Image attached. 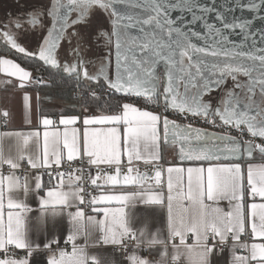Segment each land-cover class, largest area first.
<instances>
[{
    "label": "snow or ice",
    "instance_id": "6c2138e0",
    "mask_svg": "<svg viewBox=\"0 0 264 264\" xmlns=\"http://www.w3.org/2000/svg\"><path fill=\"white\" fill-rule=\"evenodd\" d=\"M239 6L255 14L264 12V0H247ZM96 8L110 18L111 33L101 32V35L114 45V79L108 74L112 63L108 57L95 74L84 67L79 47L73 49L76 62L61 64L57 59V50L67 29L82 23ZM74 12L78 15L70 20ZM174 12L181 15L174 16ZM213 12L220 26L208 21V14ZM42 15L43 12L30 14L26 23L33 28L43 26ZM47 15L52 23L36 52H29L18 43L13 29L23 28L19 19L0 27V43L27 57H36L77 81L103 79L115 93L143 97L157 104L162 100L165 111L200 116L216 127L220 126L216 124L218 119L223 126L235 129L241 136L246 132L253 139L242 141L228 133L181 125L132 103H123L116 114L84 117L82 131L69 127L77 124L80 117L62 116L59 124L65 126L63 131H49L56 122L44 117L40 120L42 133L39 130L0 132V264H30L33 253L41 250L30 239L28 214L33 208L26 203L30 191L37 194L38 226L45 225L49 217L66 214L68 218L69 234L65 243L71 245V251L60 248L52 252L47 264H100L96 256H89L87 252L89 228L100 232L93 246L112 245L127 251L125 241H134V250L126 257L130 264H169V260L171 264H179L182 257L187 264H210L212 253L222 252V246L229 239L233 242L231 264H264V202L249 205L245 200L247 194L253 200L259 197L264 201V164L248 163L245 177L240 162L216 163L222 159L251 158L254 151L264 156V143H255L257 138L264 140V47H257L253 21L229 20L224 12L201 4L200 0H51ZM259 18L264 20V15ZM197 23L203 26V32L193 27ZM225 30L244 33L245 41L253 40L251 47H237ZM261 39L264 40V32ZM160 68L164 73L163 88ZM0 72L17 77L20 87L32 82L31 72L12 59L0 57ZM229 79L232 87L222 90L215 105L211 100H204L205 95L221 89ZM35 82L43 83L42 80ZM24 101L30 123L27 94ZM3 115L7 117L8 113ZM5 138L15 140V155H5ZM33 141L38 149L36 154L28 152ZM162 143L178 145L181 162H208V166L165 168L158 163L162 159ZM76 161L86 164L88 169H96L95 176L89 173L87 180L98 189L121 185L133 186L135 190L88 194L90 199L86 201L85 169L73 171L70 167ZM137 161L157 162L154 175L141 173L133 166ZM25 162L33 170H51L53 166L58 169L62 165L69 170L57 171L55 176L48 171V183L52 186L46 188L45 195H40L45 189L41 175L32 178L33 188L27 174H16ZM5 165L9 169L7 174ZM102 168L114 169V174L103 173ZM54 180L58 183L53 184ZM101 180L103 184H98ZM149 180L153 182L148 183ZM21 191L23 200L14 195ZM221 200L229 202V210L219 207ZM137 203L166 209V238L159 229L149 235L146 227L139 231L133 228L129 209H135ZM79 205L91 206L97 215L86 216ZM74 206L76 210L69 211ZM101 213L102 218L97 219ZM245 234L253 242L242 241ZM189 235L194 238L191 244ZM80 237L85 238L84 245L76 243ZM58 243L53 238L45 243L44 250L51 251L52 245ZM169 244L173 250L171 257ZM157 247L161 249L159 260L139 255L138 250ZM237 249L247 254H239ZM17 250H24L27 255L19 256Z\"/></svg>",
    "mask_w": 264,
    "mask_h": 264
},
{
    "label": "crops",
    "instance_id": "0c3cea01",
    "mask_svg": "<svg viewBox=\"0 0 264 264\" xmlns=\"http://www.w3.org/2000/svg\"><path fill=\"white\" fill-rule=\"evenodd\" d=\"M94 14H98L101 16H106V14L96 8L89 14L88 22L91 19V16ZM107 17V16H106ZM79 25L77 26V28ZM98 28V27H97ZM78 36L81 41H86V37H88L94 29H89L87 26L82 25L78 28ZM72 36V35H71ZM69 35L68 38L71 42L67 41L71 49H75L79 47V50L81 52V58L83 60H86V58L90 57L92 59L91 54H88L87 47H84L81 45H77L76 43L73 44V38H71ZM67 38V39H68ZM67 42L64 43V45H67ZM0 57L12 59L16 63H19L21 67L25 68V70L31 72L32 76V82L28 83L25 87H20V82L17 77H10L5 73L0 72V132H8V131H36L39 130L41 133L44 131L43 126L40 124V120L44 117H47L56 123L53 126H50L48 129L49 131H54L59 129L60 131H63L64 125L59 124L60 118L67 117V116H77L80 117V120L77 122V124L69 126L76 127L78 129H83L82 120L86 116H99V115H111L116 114L118 112H104V111H96L93 109H90L87 107V109H84L79 103L77 105L74 101H70L69 99H60V98H54V97H48L45 96V91L43 90V87L45 85H49L50 78L48 83H36L37 80L35 77L37 76V73L33 70L26 68L23 66L15 57L16 55L2 52L0 51ZM72 57L74 58L75 55L73 54ZM100 59L98 61V64L100 63ZM58 70V69H56ZM62 72L65 75V72L58 70ZM85 83L92 84V81L84 80ZM27 94L30 97V119L31 122H28V111L25 108V101L24 96ZM44 106V107H43ZM136 106V105H135ZM138 107V106H137ZM141 108V107H139ZM146 109V108H141ZM148 111H152L154 113H158L155 110L152 109H146ZM4 112H7L8 115L5 117L3 115ZM2 119H6L7 123L6 125H3L1 123ZM15 140L14 139H8L5 138L3 140L4 145V151L5 155L12 154L15 155L16 153V147H15ZM37 145L35 141H33L28 148V152L31 154H36L37 152ZM161 157L162 159L158 162L161 163L163 161H166L167 167L168 166H178V167H184L187 168L189 166H198L200 164H203L205 167L208 166V162H190V161H183L181 162L178 158V150L177 146H170L165 143L161 144ZM126 160V157H125ZM144 163L143 161H137ZM232 162H240L242 164V168L245 171V177H246V166L248 163L261 165L264 164V157L259 154L258 151L253 152V156L251 158L245 156L240 161H232V160H221L216 163H232ZM156 163L157 162H153ZM6 165L4 166V172L7 174L5 170ZM39 169H36L32 174L30 179V187L34 188L35 180L32 179L36 175H41L43 183L45 185V189L41 190L39 193L40 195L46 194V188L51 187L48 183L49 178L45 174H42L38 171ZM144 171L150 174V176L154 175L155 170H149L147 167L144 168ZM19 173V172H18ZM18 173H16L18 175ZM114 174V173H113ZM66 179V177H65ZM58 183L57 180L53 181V184ZM98 184H103V181H98ZM245 186L247 188V182L245 179ZM135 190L133 186H121V185H107L104 186L102 189L96 188L97 195H100L101 192L104 194H113V193H120L122 191H132ZM250 192V188L248 189ZM16 198L23 200L24 199V193L18 192L14 194ZM250 195H247L245 197H248ZM251 197V196H250ZM247 203L250 205L252 202H264L259 200H247ZM26 203L33 208V211L28 214L29 216V229H30V239L34 244H39L41 250L34 252L31 259L30 264H47L48 257L52 254V252L57 251L60 248H65L68 251H71V245L66 244V236L69 234V223L68 218L65 215L58 216L56 218L49 217L47 219V223L43 226H38L36 222V217L39 215V206H38V199L37 194L34 191H30L28 193ZM78 203V202H77ZM81 207V205H79ZM219 207L223 208L225 211L229 210V202L227 200H221L219 202ZM82 208V207H81ZM76 207L69 209V211H75ZM7 211V209H6ZM131 219H132V226L134 229L139 231V229L146 227L147 232L150 235L151 233H154L159 229L161 231V234L166 238L167 233L165 229L166 225V209L160 208L158 206H145L143 204L137 203V206L135 209H129ZM87 215H97L96 213L92 212L90 214L85 213ZM103 214H99L97 216V219H101ZM88 231L91 233L89 237L87 238V252L89 256H96L100 264H130V262L126 259L127 256H124L123 253L117 249H115V246L112 245H103V244H95V242L100 237V232L98 230H94L92 228H89ZM243 236V235H242ZM53 238L58 239V244H53L51 251L44 250V245L47 241L52 240ZM242 238V237H241ZM193 237L189 235L188 237V243H193ZM253 242V238H252ZM259 242V241H257ZM77 244L84 245L85 244V238L80 237L77 241ZM176 243H179V239L177 238ZM211 243V242H210ZM232 240L229 239L227 245L223 248L224 250L222 252L214 251L210 258V264H231V252L230 248L232 245ZM219 247V246H218ZM134 250V246L131 248L130 253ZM241 249H237L239 254L246 255L247 253H241ZM161 249L157 247L154 250H147L146 248L143 250H138L139 255L142 257H146L149 260H159ZM172 248L171 244H169L168 247V254L169 257L172 255ZM19 256H25L27 255L26 251L24 250H17L16 252ZM2 255V253H0ZM179 262H182L183 264H187L186 258L182 257ZM169 264H171V260H169Z\"/></svg>",
    "mask_w": 264,
    "mask_h": 264
},
{
    "label": "flooded vegetation",
    "instance_id": "af4514ba",
    "mask_svg": "<svg viewBox=\"0 0 264 264\" xmlns=\"http://www.w3.org/2000/svg\"><path fill=\"white\" fill-rule=\"evenodd\" d=\"M50 6H51V0H0V27L9 24L11 21L19 19L23 23V28L20 30L13 29V32L16 34L18 43H20L23 47H25L27 51L36 52L40 47V45L42 44L43 39L46 37L47 30L50 28L52 23L51 17L47 15V10L50 8ZM38 12L44 13V15L40 17L43 26L37 25L35 28H33L30 25H28L26 21L29 18L30 14H34ZM77 15L78 14L75 13L73 18L76 19ZM106 16L94 14L91 16L89 22H88V18L90 16H88L82 23L72 25L70 27V31L68 35L66 36L65 43L67 41H70L68 36L69 35L71 36L73 32H75L76 35L78 34L79 32L78 28L82 25L87 26L89 29H94L93 32L88 37H86V41H85L87 42V50H88L87 52L89 55L91 54L92 56L90 62L92 60L95 64H98V61L100 59L101 60L100 65H101L102 63H104V58L108 57L112 62L111 66L108 69V72L110 73L109 74L110 78L111 77L113 78L114 67H115L114 45L109 44L106 38L103 35H101V32H108L110 34L112 30L110 24V18L108 15ZM78 25L79 27L77 28ZM76 35H72V36L75 37ZM0 51L7 52L20 57L35 59L38 62L43 63V61H40L38 58L27 57L24 54L18 53L16 50L11 49L10 46L6 47L3 43H0ZM109 53H111V55H109ZM160 77H161V88H163V78H164L163 68L160 69ZM240 79L245 80L246 78L240 77ZM99 82H103L104 84H106L103 79H101ZM99 82H93V83L96 84ZM231 87H232V81L229 79L227 83L222 86L221 89H217L215 91H212L209 95H205L204 100L205 101L211 100L212 103L215 105L217 101L220 99L221 95L223 94L222 90ZM216 124L220 126L222 125L218 119L216 121ZM209 125L212 128L214 127L210 123Z\"/></svg>",
    "mask_w": 264,
    "mask_h": 264
},
{
    "label": "built area",
    "instance_id": "2783aa9c",
    "mask_svg": "<svg viewBox=\"0 0 264 264\" xmlns=\"http://www.w3.org/2000/svg\"><path fill=\"white\" fill-rule=\"evenodd\" d=\"M37 76L40 78V80L43 81V83H48L49 82V74L47 69L44 67L42 69H40L39 71H37ZM76 96L81 99L82 97V92L78 91L77 93H75ZM124 95V94H123ZM125 96V103H132L138 107L141 108H146V109H152L157 111L161 116H167L170 120H175L177 123L181 124V125H187L190 124L192 125V127L194 128H208L210 127L209 123L198 116H192V115H185V114H180L178 112L172 111V110H168L165 111V106L163 104V101H160L159 104L155 103V102H148L145 98L143 97H136V96ZM1 123L3 125H6L7 121L6 119H2ZM224 131L228 134H231L233 136H236L237 138L243 140H250L253 139L248 133H244L243 136L240 135L239 132H237L235 129H232L230 127H223ZM255 143H264V140L261 139H255ZM161 165H163L165 168L167 167V163L166 161H163L161 163H159ZM135 168H138L139 171L141 173H145L144 168L147 167L149 170H155L156 167V163H150V164H145V163H141V162H134L133 165ZM71 169L74 171L76 168H84L85 172V182H84V188H85V200L87 201L88 199H90V196L88 194L91 195H97L96 192V187L92 186L90 184V181L87 180V177L89 175V173H91L92 176H95L96 174V169L92 168V169H88L86 164H81L79 161L74 162L71 166ZM6 172L9 171V169L7 168V166L5 167ZM36 170V169H35ZM33 169L30 168L29 165L26 164V162L24 163V165L22 166V168L20 170L17 171L18 175L23 176L24 174H27L29 176V178L31 177V174L35 171ZM69 170V168L67 166H61L60 168H56V166H53V168L51 170H47V169H39L38 171L42 174L47 175L48 171H51L53 176L56 175L57 171L60 172H67ZM101 171L103 173H109L112 172L114 173V169H108V168H102ZM123 171L126 173L127 168L124 167ZM153 181L149 180L148 183H152ZM247 200H250V198L253 200L252 197L248 196L245 197ZM259 197H256L255 200H259ZM82 208H84L85 213L90 214L92 213L91 210V206H87V205H81ZM242 241H247L249 243L252 242V237L249 234H245L242 236L241 238ZM211 242V241H210ZM126 245H127V251L122 250L121 248L115 246L114 248L121 251L123 253L124 256H128V254L130 253L131 248L134 246V241H125ZM219 246V245H218ZM226 245L222 246L223 248ZM220 247V246H219ZM241 253H246L244 250H240ZM179 264H183L182 262H179Z\"/></svg>",
    "mask_w": 264,
    "mask_h": 264
},
{
    "label": "trees",
    "instance_id": "16d2710c",
    "mask_svg": "<svg viewBox=\"0 0 264 264\" xmlns=\"http://www.w3.org/2000/svg\"><path fill=\"white\" fill-rule=\"evenodd\" d=\"M23 66L37 73L42 68H46L49 74L50 83L45 85L43 90L45 96L69 99L77 105L81 103L84 109L90 108L96 111L118 112L121 110V105L125 103V96L120 93H115L110 90L103 82L88 84L82 81H77L74 76L65 75L62 72L45 66L43 63L35 59L17 56L15 57ZM82 92V97L79 99L75 93ZM95 93V97L92 93ZM44 107V106H43ZM264 157V156H263Z\"/></svg>",
    "mask_w": 264,
    "mask_h": 264
},
{
    "label": "water",
    "instance_id": "95a60500",
    "mask_svg": "<svg viewBox=\"0 0 264 264\" xmlns=\"http://www.w3.org/2000/svg\"><path fill=\"white\" fill-rule=\"evenodd\" d=\"M247 0H200L201 4H206L208 5V7H215L216 9L224 12V14L226 15V17L229 20H232L233 18H235L236 20H248L251 19L253 21L252 24V33L255 37V41L258 42L257 43V47H264V40L261 39V33L264 32V20H261L259 18L260 15H264V12H261L259 14H255L250 12L249 10H247L246 8H242L239 5L246 3ZM227 9H231V11H227ZM74 13H72L70 20L74 19ZM174 16H179L181 15V13L179 12H174L173 13ZM188 16V18L190 19V14H185ZM216 14L215 12L208 14V21L210 23H215L217 24V26H220V22L216 20ZM193 27L198 30V31H204L203 26L200 23H197L195 25H193ZM70 31V27L67 29L66 34H65V38L61 41L59 48L57 50V59L61 62V64H63L64 62H68L69 64L76 62L77 61V57L75 55V53L73 52V49H71V47L69 46L68 42L67 45L65 46V40H66V36L68 35ZM226 34L229 35V38L231 41H233L237 47H240L241 45H247L248 47H251L253 40L251 38H249V40L245 41L244 40V33L240 32L239 30H225ZM75 55V57L73 58L72 55ZM80 56H81V52H80ZM85 61V60H84ZM44 63V62H43ZM45 66H50V65H46ZM51 67V66H50ZM53 68V67H52ZM55 69V68H54ZM161 69V68H160ZM160 69L159 74H160ZM114 73H115V67H114ZM114 76V75H113ZM37 80H40V78L38 76L35 77ZM114 78V77H113ZM81 81V80H80ZM223 125L216 127L214 126L212 127H208V128H201L204 129L208 132H214V133H226L223 129ZM220 143V142H217ZM195 146V144H194ZM223 145L221 144V147ZM178 145H177V150H178ZM221 156L223 157V153H220ZM150 176V174H149Z\"/></svg>",
    "mask_w": 264,
    "mask_h": 264
},
{
    "label": "rangeland",
    "instance_id": "374dc122",
    "mask_svg": "<svg viewBox=\"0 0 264 264\" xmlns=\"http://www.w3.org/2000/svg\"><path fill=\"white\" fill-rule=\"evenodd\" d=\"M71 38H73V44H77V45H84L83 46V48L84 47H87V42H85V44H84V42L83 41H81L80 39H79V36L78 35H76L75 37H73V36H71ZM84 67H86L87 69H88V71H89V73L90 74H95L96 72H98V70H99V68H100V63L99 64H95L92 60H91V62H90V57H88V58H86V60H85V64H84ZM67 74V73H66ZM108 74H110L109 72H108ZM69 75V74H68ZM114 77V76H113ZM112 78V77H111ZM112 79H114V78H112ZM185 115H190V114H188V113H184Z\"/></svg>",
    "mask_w": 264,
    "mask_h": 264
}]
</instances>
